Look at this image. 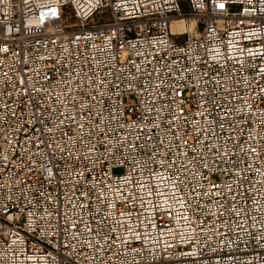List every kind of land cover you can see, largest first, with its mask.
<instances>
[{
    "label": "built area",
    "instance_id": "2783aa9c",
    "mask_svg": "<svg viewBox=\"0 0 264 264\" xmlns=\"http://www.w3.org/2000/svg\"><path fill=\"white\" fill-rule=\"evenodd\" d=\"M0 264H264V0H0Z\"/></svg>",
    "mask_w": 264,
    "mask_h": 264
},
{
    "label": "bare ground",
    "instance_id": "6f19581e",
    "mask_svg": "<svg viewBox=\"0 0 264 264\" xmlns=\"http://www.w3.org/2000/svg\"><path fill=\"white\" fill-rule=\"evenodd\" d=\"M183 22L181 20L175 22V27L179 28L182 27Z\"/></svg>",
    "mask_w": 264,
    "mask_h": 264
}]
</instances>
